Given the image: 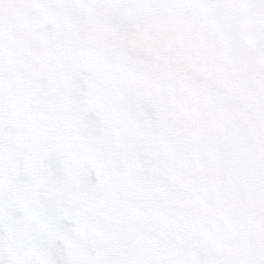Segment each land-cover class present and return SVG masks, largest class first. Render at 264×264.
<instances>
[{
  "label": "rangeland",
  "instance_id": "374dc122",
  "mask_svg": "<svg viewBox=\"0 0 264 264\" xmlns=\"http://www.w3.org/2000/svg\"><path fill=\"white\" fill-rule=\"evenodd\" d=\"M0 264H264L261 0H0Z\"/></svg>",
  "mask_w": 264,
  "mask_h": 264
},
{
  "label": "flooded vegetation",
  "instance_id": "af4514ba",
  "mask_svg": "<svg viewBox=\"0 0 264 264\" xmlns=\"http://www.w3.org/2000/svg\"><path fill=\"white\" fill-rule=\"evenodd\" d=\"M261 4L264 5V0H261Z\"/></svg>",
  "mask_w": 264,
  "mask_h": 264
},
{
  "label": "trees",
  "instance_id": "16d2710c",
  "mask_svg": "<svg viewBox=\"0 0 264 264\" xmlns=\"http://www.w3.org/2000/svg\"><path fill=\"white\" fill-rule=\"evenodd\" d=\"M237 220V219H236ZM235 221V220H234Z\"/></svg>",
  "mask_w": 264,
  "mask_h": 264
}]
</instances>
